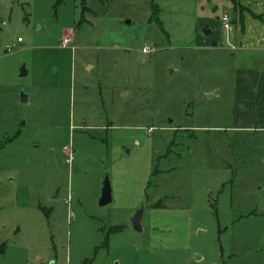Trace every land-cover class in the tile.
Returning a JSON list of instances; mask_svg holds the SVG:
<instances>
[{
    "label": "rangeland",
    "instance_id": "1",
    "mask_svg": "<svg viewBox=\"0 0 264 264\" xmlns=\"http://www.w3.org/2000/svg\"><path fill=\"white\" fill-rule=\"evenodd\" d=\"M240 1L0 0V264H264V129L235 92L264 0ZM221 11L235 48L205 47Z\"/></svg>",
    "mask_w": 264,
    "mask_h": 264
},
{
    "label": "crops",
    "instance_id": "2",
    "mask_svg": "<svg viewBox=\"0 0 264 264\" xmlns=\"http://www.w3.org/2000/svg\"><path fill=\"white\" fill-rule=\"evenodd\" d=\"M218 18V16H216ZM218 37L211 36L206 40V46H226L221 22H219ZM221 26V27H220ZM222 28V29H221ZM212 33V30H211ZM210 34V33H209ZM235 92L240 105L236 110V127L243 129H264V72L238 76L235 79Z\"/></svg>",
    "mask_w": 264,
    "mask_h": 264
},
{
    "label": "water",
    "instance_id": "3",
    "mask_svg": "<svg viewBox=\"0 0 264 264\" xmlns=\"http://www.w3.org/2000/svg\"><path fill=\"white\" fill-rule=\"evenodd\" d=\"M217 7H218V5L214 4L212 7V10L213 11L216 10ZM203 33L209 34V33H211V29L208 26L203 27ZM26 73H27V69L25 67V64L22 63V65L19 68V75H25ZM19 93H20L19 97H20L21 101H26L28 99V95L24 90H20ZM56 191H57V189H56ZM111 199H112L111 184H110V180H109V174L106 171L104 173V176L102 179L100 195H99L98 201L100 204H105V203L111 201ZM144 209H145V202L143 201L140 203L138 208L135 210V212L131 216L132 226L137 230L142 229L141 219H142ZM50 264H55V263H54V261H52Z\"/></svg>",
    "mask_w": 264,
    "mask_h": 264
},
{
    "label": "built area",
    "instance_id": "4",
    "mask_svg": "<svg viewBox=\"0 0 264 264\" xmlns=\"http://www.w3.org/2000/svg\"><path fill=\"white\" fill-rule=\"evenodd\" d=\"M220 21H221V26L224 30V41L225 44L230 47V48H235V41L233 40V33L231 32V24H230V16L226 11H221L220 12ZM19 39V38H18ZM71 40L69 36H66L62 39L60 42L61 46H68ZM15 45L14 42H9L6 45V50H12L13 46ZM149 48V47H147ZM146 47L143 48L144 51H148Z\"/></svg>",
    "mask_w": 264,
    "mask_h": 264
},
{
    "label": "trees",
    "instance_id": "5",
    "mask_svg": "<svg viewBox=\"0 0 264 264\" xmlns=\"http://www.w3.org/2000/svg\"><path fill=\"white\" fill-rule=\"evenodd\" d=\"M153 1V0H152ZM233 4H234V10H235V8H236V5L237 4H242L241 3V1L240 0H230ZM154 5H155V7H154ZM157 10H158V6H157V4L156 3H152V12H151V17L152 16H155V14H156V12H157ZM239 11V15L241 14V8L238 10ZM243 15L241 14L240 15V17H239V20H240V22H241V28L243 29L244 28V21H243ZM158 21H159V19H158ZM230 21L231 22H235V16L234 15H230ZM159 24H161L160 23V21L158 22ZM167 153H166V155H164V156H168L169 155V153L170 152H168V150L166 151ZM155 171L157 172V171H160V169H155ZM155 206H158V205H161V201L160 200H158V201H156L155 203H153ZM116 228H118L117 226H114L113 227V229H116ZM1 244V247H0V250H2L3 249V243H0Z\"/></svg>",
    "mask_w": 264,
    "mask_h": 264
}]
</instances>
